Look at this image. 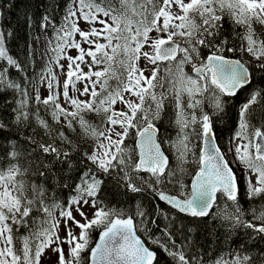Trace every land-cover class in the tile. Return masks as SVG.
<instances>
[{
	"label": "snow or ice",
	"instance_id": "snow-or-ice-1",
	"mask_svg": "<svg viewBox=\"0 0 264 264\" xmlns=\"http://www.w3.org/2000/svg\"><path fill=\"white\" fill-rule=\"evenodd\" d=\"M40 28L54 37L29 75L32 45L21 62L0 27V92L12 94L0 133H17L0 154V264H42L46 250L55 264H264V247L230 244L239 228L264 240V204L251 219L240 204L241 182L247 200L264 197V115L253 108L264 110L253 84L264 78V0H69L59 25L46 13ZM248 86L222 150L215 124ZM109 185L174 212L110 206ZM55 188L72 195L61 203ZM178 214L219 220L225 254L183 235Z\"/></svg>",
	"mask_w": 264,
	"mask_h": 264
},
{
	"label": "trees",
	"instance_id": "trees-1",
	"mask_svg": "<svg viewBox=\"0 0 264 264\" xmlns=\"http://www.w3.org/2000/svg\"><path fill=\"white\" fill-rule=\"evenodd\" d=\"M69 0H0V27H3L4 31L7 33L11 31L13 33L12 37L8 39L7 43L10 48V54L18 58L21 62H24L28 57L29 45H32V50L34 53L33 59L35 63L28 68V74L39 73L43 68L48 59L47 56H42L45 48L48 47L44 43L46 39L53 38L54 33L52 28L47 30L40 28V22L42 16L46 13H50L55 20L56 24L63 19L64 11L68 5ZM31 21V26H29ZM227 28L228 25L226 24ZM39 36V41H34L33 37ZM247 59V56L245 57ZM190 66H186L185 70L189 71ZM12 78L19 80L22 76L21 73L13 71L11 73ZM255 89H264V78H261L259 74L253 82ZM253 90V86H248L242 89L236 97L230 98V102L226 105L225 113L222 114L223 118L220 119L216 124L217 129V141L221 149L224 150L228 147V138L236 131V122L238 120V113L241 105L248 99L250 92ZM12 100V94L0 92V118L7 119L11 111L10 106L5 105V101ZM43 107V106H41ZM256 109L254 113L255 116L259 117L264 115V110L258 105H253ZM207 110V106H206ZM251 111V110H250ZM43 114V113H42ZM255 122V121H254ZM39 132L40 129L37 128ZM169 133L175 138L176 130L169 127ZM29 134H31L29 130ZM17 133L15 129L9 132L0 133V154H2L5 149L10 147L12 143H16L15 140L11 138L16 136ZM40 137L37 136L36 139ZM20 139H23L21 134ZM46 139V138H45ZM77 143L80 141L77 139ZM227 158L232 160V153L227 154ZM73 159H77L76 154H73ZM238 168V166H237ZM195 166H187L188 175L185 176V183H189L191 180V173L194 171ZM54 183V182H52ZM109 191L104 195L106 202L110 206H115L119 208H124L127 211H134L137 205L141 206L144 211L152 214L157 205L170 214L174 210L169 209V207L163 202L154 199L149 195L131 194L125 193L122 189H115L112 185H109ZM243 183L241 182V208L245 212V219H251L249 210L251 208H256L257 211L260 210V205L264 204V197L257 198L252 201L247 200L243 196ZM56 195L59 198V202L63 203L72 195L70 190L55 188ZM220 203V201H217ZM54 213H58L59 209H54ZM178 221L184 225L183 235L190 236L191 239L198 243L202 248H211L213 251L209 253L212 257H216L217 252L224 255L223 250H227L229 243L224 242L223 232L224 229L220 227L219 220H209V218H190L184 216L183 214H178ZM166 221L162 217L157 219V224L163 226ZM191 228L192 232L189 233L188 229ZM23 232V229L21 230ZM251 230L239 228L233 232L232 240L230 242L231 247L235 248L237 244L247 241V245L251 247H264V240L257 239L256 241H251L245 235V232H250ZM153 232L157 236H160V232L156 227H153ZM98 239V232L93 233V244ZM177 244L181 242V236L178 234L175 236ZM19 243V241H17ZM161 255H163L161 253ZM167 258L161 261V264H166Z\"/></svg>",
	"mask_w": 264,
	"mask_h": 264
},
{
	"label": "rangeland",
	"instance_id": "rangeland-1",
	"mask_svg": "<svg viewBox=\"0 0 264 264\" xmlns=\"http://www.w3.org/2000/svg\"><path fill=\"white\" fill-rule=\"evenodd\" d=\"M80 23H81V26L82 27H86V25L84 24L83 21H81ZM97 26H99V25H97ZM76 39L79 40L80 37L77 35L76 36ZM75 54H76V50L75 49H71L69 51V55H75ZM247 59H249V57H247ZM61 63H63V64L66 65L67 64V61L62 60ZM141 66H143V62H141ZM54 70L57 72V75L59 76V79L61 81V86H62L65 77L60 73V70L58 68H54ZM85 71H87L86 68H85ZM77 87H82V85L77 84ZM44 94L46 95L47 93L44 92ZM237 143H239V141H237ZM253 179H255V178L253 177ZM56 215L59 216V212L56 213ZM75 231L78 232V229L75 230ZM60 235L61 236L64 235L63 231H61ZM64 247H65V249H67V245H65ZM55 260H56V257L51 254L50 250H46L45 256L42 257V264H55Z\"/></svg>",
	"mask_w": 264,
	"mask_h": 264
},
{
	"label": "water",
	"instance_id": "water-1",
	"mask_svg": "<svg viewBox=\"0 0 264 264\" xmlns=\"http://www.w3.org/2000/svg\"><path fill=\"white\" fill-rule=\"evenodd\" d=\"M239 93V92H238ZM217 143H218V141H217ZM219 145V144H218ZM164 203V202H163ZM165 204V203H164ZM188 217V216H187ZM191 218H193V217H191Z\"/></svg>",
	"mask_w": 264,
	"mask_h": 264
}]
</instances>
